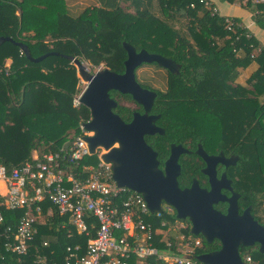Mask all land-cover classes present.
Returning a JSON list of instances; mask_svg holds the SVG:
<instances>
[{
	"label": "trees",
	"instance_id": "obj_1",
	"mask_svg": "<svg viewBox=\"0 0 264 264\" xmlns=\"http://www.w3.org/2000/svg\"><path fill=\"white\" fill-rule=\"evenodd\" d=\"M157 8L163 18L151 13ZM244 8L264 30V3L247 0ZM153 9L131 14L119 8H95L73 18L66 13L62 0H0V36L12 39L0 44V164L11 170L29 160L34 151H55L77 135L81 121L90 116L82 105L73 106V98L81 91L80 77L65 56L87 60L94 66L103 64L119 73L126 58L122 43L126 42L136 51L159 54L179 66L178 73H169L167 90L159 92L154 103L153 109L160 115L157 124L164 135L156 136L158 142L153 147L166 154L168 143L191 141L193 145L198 136L206 148H230L239 157L232 168L235 188L243 200L256 205L261 200L258 195L264 200V49L251 57L258 46L256 40L241 36L235 41L237 32L227 31L224 16L211 14L201 0H157ZM181 21L187 24V35L173 26ZM17 43L26 45L33 58L56 54L32 62ZM238 48L242 56H237ZM252 61L257 69L245 86L237 84L239 69ZM87 162L95 164L96 158L83 161ZM0 212L4 225L13 227L23 215V210L3 207ZM170 212L174 217L163 209L150 217L157 230L154 243L162 250L167 249L166 240L175 250L179 241L177 235H170V224L184 221L176 219L173 209ZM259 218L264 226V216ZM59 222L53 216L47 225L37 227L27 256L5 253L0 238L4 255L0 264H31L37 254L45 255L49 263L63 264L67 245L84 246L94 236V231L89 236L73 231L68 238L67 229L59 228ZM184 222L186 228L178 233L188 236L190 223ZM197 238L201 239L197 255L220 248L217 240L207 243L202 236ZM44 241H48L47 247H42ZM239 254L250 255L251 264H264L257 244L240 246Z\"/></svg>",
	"mask_w": 264,
	"mask_h": 264
},
{
	"label": "built area",
	"instance_id": "obj_2",
	"mask_svg": "<svg viewBox=\"0 0 264 264\" xmlns=\"http://www.w3.org/2000/svg\"><path fill=\"white\" fill-rule=\"evenodd\" d=\"M253 1L264 3V0ZM201 2L211 14L218 13L207 0ZM224 25L227 31L237 32L235 41L241 36L246 40L253 38L246 26L229 16H224ZM239 51L241 48L236 53ZM84 89L82 86L73 98L74 107L82 105L80 97ZM86 122L88 120L81 121L78 134L55 151L41 154L34 151L29 160L11 170L0 164V207L23 210L14 227L4 225L0 212L2 250L18 257L29 255L37 227L47 225L57 216L60 219L58 227L67 229L68 238L73 236V231L84 236L94 231V236L89 237L84 246L76 243L65 247L63 264H150L153 261L203 264L196 259L201 239L192 234L178 233L179 243L175 250L168 240L165 241L166 250L155 245L157 230L150 222L152 213L144 198L131 189L117 186L112 178L111 164L102 159L106 150L97 147L93 154L89 152L86 138L93 136V132L85 129ZM91 156L96 158L95 164L83 163ZM47 246L48 241H44L42 247ZM3 256L0 249V260ZM241 258L246 264L253 261L248 254ZM31 264L54 263H49L45 255L37 254Z\"/></svg>",
	"mask_w": 264,
	"mask_h": 264
},
{
	"label": "water",
	"instance_id": "obj_3",
	"mask_svg": "<svg viewBox=\"0 0 264 264\" xmlns=\"http://www.w3.org/2000/svg\"><path fill=\"white\" fill-rule=\"evenodd\" d=\"M11 40L0 36V44ZM17 45L32 62H39L50 54H56L33 58L26 45ZM122 46L127 55L122 74L106 68L90 74L81 60L65 56L76 67L78 76L85 83L80 103L89 110L90 115V119L84 124L86 130L93 132V136L86 138L89 152L93 154L97 147L106 150L102 159L111 164L112 178L117 186L141 194L152 214L161 213V204L165 203L175 211L176 219L189 221L192 235L202 236L207 243L217 240L220 248L197 255L199 262L246 264L239 254V247L248 248L256 244L259 253L264 255V226L255 221L247 210L242 215L237 213L236 205H230L226 214L215 210L212 204L219 199V192L214 188L206 191L193 183L190 188L181 190L176 181L179 166L176 157L173 158L172 155L164 171L158 168L156 153L144 140L145 135L164 133L161 127L155 125L159 116L147 115L156 93L139 86L134 70L143 63H155L170 73H175L179 66L159 54L148 53L144 49L136 51L129 43L124 42ZM110 90L130 94L144 107V114L137 113L131 122L124 123L111 112L115 102L109 98ZM114 144L117 147H112Z\"/></svg>",
	"mask_w": 264,
	"mask_h": 264
},
{
	"label": "flooded vegetation",
	"instance_id": "obj_4",
	"mask_svg": "<svg viewBox=\"0 0 264 264\" xmlns=\"http://www.w3.org/2000/svg\"><path fill=\"white\" fill-rule=\"evenodd\" d=\"M126 58L122 61L123 70L118 74L124 72V61ZM141 68H144V71H142L139 76L138 70ZM103 69H105L104 66L99 65L96 71L90 72L88 69L87 71L90 74H94ZM178 71L171 74H176ZM149 72H152L151 76L149 75ZM169 73L170 72L167 69L159 67L155 63H143L135 68V80L139 86L142 89L154 91L156 93V97L154 98L147 115H158L160 118V115L153 109L158 93L161 92L156 88V84L164 86V83H166L167 90V78ZM108 95L109 98L115 102V106L111 108V112L117 115L124 123L131 122L135 114L139 113L142 115L145 112L144 107L138 104L130 94L110 90L108 91ZM159 118L155 120V125L157 126H159L157 124ZM157 135L163 136L164 133L145 135L144 140L156 153L158 168L160 170L164 171L165 165L171 155L173 158L176 157V162L179 166V173L176 177V181L181 190L190 188L193 183L197 184L198 188L206 191H210L214 188L219 192V199L212 204L215 210L222 214H226L230 205H236L237 213L239 215H242L247 210L252 218L262 225L259 217L264 216V200L261 195H258L261 197V200H259L256 205L248 203L242 199L241 193L236 190L232 168L238 163L239 157L235 155L230 148H225L224 150H219L218 148H206L202 145L200 138L197 136V141L194 142L193 145L191 141H183V143H168L166 154H160L158 150L153 147V143L158 142ZM160 142L161 141H159V144Z\"/></svg>",
	"mask_w": 264,
	"mask_h": 264
},
{
	"label": "crops",
	"instance_id": "obj_5",
	"mask_svg": "<svg viewBox=\"0 0 264 264\" xmlns=\"http://www.w3.org/2000/svg\"><path fill=\"white\" fill-rule=\"evenodd\" d=\"M65 5L66 13L76 18L87 9H105L108 11L115 9H124L133 14L138 10H150L155 7L157 0H62ZM222 16L235 17L247 27L258 46L252 51L253 55L264 49V30L256 26L252 20L251 13L241 9L234 2L229 3L223 0H208ZM154 10V9H153ZM243 51H239L237 56H242ZM8 64V63H7ZM257 63L252 61L246 68L239 69V75L236 83L245 86L246 79L257 69Z\"/></svg>",
	"mask_w": 264,
	"mask_h": 264
},
{
	"label": "rangeland",
	"instance_id": "obj_6",
	"mask_svg": "<svg viewBox=\"0 0 264 264\" xmlns=\"http://www.w3.org/2000/svg\"><path fill=\"white\" fill-rule=\"evenodd\" d=\"M246 1L247 0H233V2L236 4V5H238L241 9H245L244 7H245V4H246ZM251 1V0H250ZM251 2H254L253 0L251 1ZM254 3H256V2H254ZM246 10V9H245ZM153 15H157L158 17H160V18H163L162 17V14L160 13V10H159V8H157V9H155V10H152V12H151ZM168 22H170V21H168ZM173 26L175 27V29L176 30H178V31H180L181 33H183V34H185V35H187V31H186V29H187V24L185 23V21H181V22H177L176 24H173ZM83 62V64L86 66V68L90 71V72H93V71H96L97 70V67L98 66H94V65H92L89 61H87V60H83L82 61ZM100 65H102V66H104L103 64H100ZM105 68V67H104ZM142 71H144V68H141V69H139L138 70V74H139V76L141 75V72ZM147 71V70H146ZM78 75V74H77ZM149 75L151 76L152 75V72H149ZM140 81V80H139ZM79 85L82 87V86H85V83L81 80V78H80V83H79ZM156 88H158L161 92H165L166 91V83H164V86L163 85H157L156 84ZM161 206H162V209H163V211H164V213L167 215V216H169V217H174V215L170 212L169 213V211L167 210V205L165 204V203H162L161 204ZM178 220V219H177ZM181 226H184V227H186L187 226V224L184 222V221H182V222H180V221H176L175 223H171L170 224V235L171 236H174V235H177L178 234V229H179V227H181Z\"/></svg>",
	"mask_w": 264,
	"mask_h": 264
}]
</instances>
